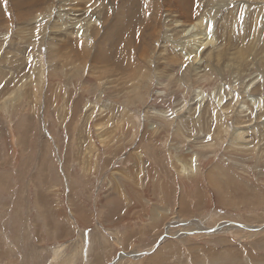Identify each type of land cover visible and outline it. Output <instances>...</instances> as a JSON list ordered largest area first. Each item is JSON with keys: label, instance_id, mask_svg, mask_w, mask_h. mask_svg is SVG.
Instances as JSON below:
<instances>
[{"label": "rangeland", "instance_id": "1", "mask_svg": "<svg viewBox=\"0 0 264 264\" xmlns=\"http://www.w3.org/2000/svg\"><path fill=\"white\" fill-rule=\"evenodd\" d=\"M21 1L0 15V264H264V0ZM81 10L103 38L75 37Z\"/></svg>", "mask_w": 264, "mask_h": 264}, {"label": "bare ground", "instance_id": "2", "mask_svg": "<svg viewBox=\"0 0 264 264\" xmlns=\"http://www.w3.org/2000/svg\"><path fill=\"white\" fill-rule=\"evenodd\" d=\"M3 2H0V15H2V14H5V15H9L8 14V11H7V9H6V0H2ZM33 1H35L36 3H41V1L42 0H33ZM151 0H149V3H148V7L150 8L151 7ZM24 3L25 2H23V1H21V0H16V3H15V6H16V8L17 9H20V8H25V7H22L23 5H24ZM30 3V2H29ZM71 3H69V4H66L67 6H71L70 5ZM87 4H89V8L90 9H92V10H96L97 8H98V4L93 0H91V2H89L88 1V3ZM198 6V12H202L205 8L203 7V2H198V4H197ZM210 5V3H208V5H206V7H208ZM71 7H73V6H71ZM53 11V7L49 10V12H52ZM81 12H83V13H78V14H69V16H73V17H75V18H70V20H72V21H74V22H71V21H68L71 25V27H73L74 29H76V33H75V37L76 38H79V37H81V34L83 33V29L84 28H86V27H89V26H91V25H93V26H91V30H86L85 31V37H87V34H88V32H91L92 30H93V34H94V36H89V39H91V40H93L94 38H97V37H99V36H101V38H103V33H102V26H103V24H104V20H96L95 19V17L94 16H92L91 14H89V13H87L85 10H81ZM86 14V15H85ZM8 18V17H7ZM42 18H43V16H42ZM40 16H37L36 17V20L39 22V20L40 19H42ZM177 21V20H176ZM175 21V22H176ZM37 22V23H38ZM63 25V23H60V25L59 26H62ZM190 28H191V31H195V30H197V29H200V30H202V31H206L205 29H203L202 27L204 26V23L202 22V20H200V21H198V22H195L194 24H192V25H188ZM58 27V26H57ZM42 29H44L43 27H41ZM177 28H179L180 29V33H186V34H188V32H186L187 30H185V28H183V25H179V26H177ZM54 29H56V26L55 25H53L52 27H51V31L54 33ZM2 35V31H0V36ZM122 34H118V35H115L114 36V38H116L118 41L122 38ZM205 36H206V34H205ZM3 37H4V35H3ZM92 37H93V39H92ZM47 38H49V36H48V34H47ZM46 38V39H47ZM113 38V44H112V47H113V53H109V52H107L106 51V49H103V50H101V52L97 55V56H100V57H102V59L104 60V61H106V62H114V61H116L117 59H118V57H119V53H118V50H119V46L122 44V43H120V44H118L117 45V43H116V41H115V39ZM180 38H182V37H180ZM188 37H186L184 40H183V42H186V39H187ZM7 39V38H6ZM206 41V38L205 39H203L199 44H194V43H191V44H194V45H197L198 46V48H196V51L199 53L200 51H201V49L202 50H204L203 52V54L205 55H210L211 53H212V50L211 49H209L210 47H211V41L210 42H205ZM188 43H190V41L189 42H187V44ZM90 44H91V41H89V43L88 44H86V51H85V53L87 54L88 53V47L90 46ZM190 46V45H189ZM82 55V54H81ZM127 56L129 57V53H127ZM95 56H93L90 60H93V58H94ZM124 57H125V59L127 60V58H126V56L124 55ZM211 57H213V59H214V53H212L211 54ZM218 60V59H217ZM209 61V63H210V61H211V58L208 60ZM151 62H153V63H155L156 61L155 60H152ZM174 63L175 62H169V61H166V62H164V64H165V66L168 68L169 66L171 67V66H173L174 65ZM209 63L207 64L209 67H211L210 65H209ZM205 66V65H204ZM174 67V69H176L178 72H182L183 74H188L189 72H191V75H192V77H194L195 75H194V73H196V71L200 68H198V66L197 67H195V68H193L192 67V69H191V67H188L187 68V70L186 69H184V66L182 65V62H179V65H178V67H176V66H173ZM207 68V67H206ZM170 79V78H169ZM164 81H168V79L167 78H160V82H164ZM169 83H170V85H171V88H173V81L172 82H170V81H168ZM161 86H163L164 88L165 87H168L167 85H163V83H161ZM242 87V86H241ZM170 89V88H169ZM175 91V90H174ZM257 92V90H255L253 93H256ZM248 93V92H247ZM175 94V93H174ZM249 94V93H248ZM264 95V94H263ZM262 95V96H263ZM165 96H167V95H165ZM167 98H168V96H167ZM264 99V98H263ZM262 99V100H263ZM263 107V106H262ZM229 111V110H228ZM241 112V111H240ZM156 114H158L159 116H161V117H165V113L166 112H163V111H161V112H155ZM225 113V112H224ZM223 113V114H224ZM206 114V113H205ZM260 114V113H259ZM241 117V116H240ZM156 123V125L159 127V128H161L162 129V127H160L159 126V124H158V122H155ZM156 125H154V127H157ZM102 129V128H101ZM118 132V131H117ZM262 134H264L263 133V130L261 131V133H260V137L262 138ZM238 135H240L241 137L244 135L243 133H238ZM237 135V136H238ZM208 138V137H207ZM205 139H206V137H205ZM263 139H264V136H263ZM107 141V140H106ZM185 141H186V139H185ZM193 141V140H192ZM194 142V141H193ZM103 143H104V141H103ZM187 143V142H186ZM192 145V144H191ZM197 147V146H196ZM199 148V147H198ZM197 150V149H196ZM195 150V151H196ZM206 151H207V149H205ZM194 152V151H193ZM192 152V153H193ZM140 155H142V154H140ZM197 157V156H196ZM192 158V157H191ZM201 158V157H200ZM208 159V157L206 158V157H204V161L201 163V161H199V160H193V162H194V164H196V161H199L200 162V164L199 165H204L205 164V160H207ZM183 160V159H182ZM188 160V159H187ZM177 162L178 163H180V167L182 168V169H180V170H187V168H188V166L189 167H191V163H189V165H187V164H185V160H183V161H181V159H177ZM190 162H191V160H190ZM195 173H198L199 172V169L198 168H194V169H192ZM186 174V173H185ZM188 174V173H187ZM182 175V174H181ZM201 175V174H200ZM193 176V175H192ZM198 176V175H197ZM189 177V176H188ZM188 177H186V178H188ZM198 179V178H197ZM188 186V185H187ZM190 186V185H189ZM133 188V187H132ZM219 188V187H218ZM221 193V192H220ZM135 196H137L136 194H134V192L132 193H130L129 194V199H131L133 202H134V198H135ZM159 197V196H158ZM139 198V197H138ZM218 198V197H217ZM139 201H140V199H139ZM132 202V204H129L128 205V207H127V211L125 212V214L126 215H131L132 214V209H134V203ZM164 202V201H163ZM135 204H137V201H136V203ZM159 212V211H158ZM153 213H154V211H153ZM157 214V213H156ZM158 215V214H157ZM195 218V217H194ZM156 220V219H155ZM250 221V220H249ZM225 222V221H224ZM250 222H253V221H250ZM200 227V226H199ZM223 227H225L224 226V223L221 225V227H220V229L221 228H223ZM227 227V226H226ZM230 227V226H229ZM243 227V229L245 228V229H248L247 227L248 226H245V225H243V224H241L240 225V228H242ZM203 228H206V226L205 227H203ZM257 228H259V227H251V230H254V229H257ZM261 228V227H260ZM250 229V228H249ZM225 231H226V229H224ZM210 233V232H209ZM164 245V243H161V246H163ZM171 246H172V244L171 245H166V247H164V248H161L160 250H158V252L154 255L155 257L156 256H160L161 257V259L162 258H172V257H174V255H175V253H178V255L179 256H181V251L180 250H177L176 248H177V246H176V248H171ZM174 247V246H173ZM159 249V248H158ZM230 251V250H229ZM192 255L193 256H195L196 254H194V253H192ZM157 258V257H156ZM155 259V258H154ZM158 259V258H157ZM162 260H164V259H162ZM161 261V260H160Z\"/></svg>", "mask_w": 264, "mask_h": 264}, {"label": "water", "instance_id": "3", "mask_svg": "<svg viewBox=\"0 0 264 264\" xmlns=\"http://www.w3.org/2000/svg\"><path fill=\"white\" fill-rule=\"evenodd\" d=\"M234 226H235V227H238L239 225H235V224H234ZM119 257H120V256H119ZM119 257H118V259H119ZM136 257H137V256H136Z\"/></svg>", "mask_w": 264, "mask_h": 264}, {"label": "crops", "instance_id": "4", "mask_svg": "<svg viewBox=\"0 0 264 264\" xmlns=\"http://www.w3.org/2000/svg\"><path fill=\"white\" fill-rule=\"evenodd\" d=\"M147 256H149V255H147ZM150 258V257H149ZM152 260V259H151ZM140 264V263H139Z\"/></svg>", "mask_w": 264, "mask_h": 264}, {"label": "snow or ice", "instance_id": "5", "mask_svg": "<svg viewBox=\"0 0 264 264\" xmlns=\"http://www.w3.org/2000/svg\"><path fill=\"white\" fill-rule=\"evenodd\" d=\"M210 139V138H209Z\"/></svg>", "mask_w": 264, "mask_h": 264}]
</instances>
